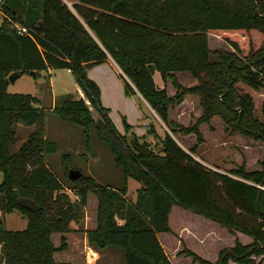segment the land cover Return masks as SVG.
Wrapping results in <instances>:
<instances>
[{
	"label": "trees",
	"instance_id": "16d2710c",
	"mask_svg": "<svg viewBox=\"0 0 264 264\" xmlns=\"http://www.w3.org/2000/svg\"><path fill=\"white\" fill-rule=\"evenodd\" d=\"M72 1L73 8L65 0H5L10 19L0 24V209L20 210L28 226L8 230L0 224V264H62L55 254L68 248L66 237L57 246L52 234L75 230L72 223L84 217L89 190L97 195L98 211L97 226L85 230L88 245L118 252L119 264H173L158 233L172 231L175 205L252 238L243 243L236 237L214 262L186 249L194 262L263 264L264 167L249 170L243 164L221 172L191 152L204 141L201 125L214 116L230 131L264 141V102L260 118L254 96L237 86L240 81L254 89L264 86V0ZM13 21L32 28L33 36L18 33ZM209 33L225 38L235 51L212 50ZM109 56L131 81L125 78L127 93L139 91L173 133L196 135L191 152L168 131L156 151L126 119L125 133L117 128L101 87L88 75ZM50 68L70 69L84 96H67L47 109L38 96L9 91L11 73L34 71L38 78ZM155 70L165 81L172 79L175 95L157 86ZM174 71H189L198 83L185 86ZM187 94L198 95L203 109L188 126L169 118L170 107ZM49 113L81 126L87 138L94 130L122 171L120 183H98L83 173L72 182L80 187V200H72L45 159L59 150L46 134ZM20 123L34 129L14 150ZM149 132L159 138L154 127ZM63 162L68 165L65 157ZM130 178L141 183L135 200L127 196ZM20 197L36 200L40 209L21 206Z\"/></svg>",
	"mask_w": 264,
	"mask_h": 264
},
{
	"label": "rangeland",
	"instance_id": "374dc122",
	"mask_svg": "<svg viewBox=\"0 0 264 264\" xmlns=\"http://www.w3.org/2000/svg\"><path fill=\"white\" fill-rule=\"evenodd\" d=\"M69 3L73 5L71 1ZM209 44L212 50L235 51L229 41L214 33H209ZM154 78L158 84L162 82V76L158 70L154 71ZM182 80L184 82L188 81L187 78ZM238 85L249 89L252 93H256L241 81L238 82ZM109 88L115 103L113 114L116 117L118 115L121 122H124V119L127 120L125 115L127 114L131 116L130 118H133L131 120H134L133 125L135 127L131 126L133 129L146 130L148 127L138 124V120L145 121V123H150L151 120L147 119V114L146 117L141 114L138 115L137 110H140L138 98L127 93L125 78H123V90L120 96L113 92L112 84ZM9 91L38 96V103L43 107L60 105L67 96L76 98L84 96L83 92L79 90L75 75L68 68H51L49 71H42V75L38 78L26 73L17 78L14 83L10 82ZM259 97L257 93L254 96L255 107L256 114L262 118V102ZM191 106L187 109L185 118L193 123L197 119L196 114L201 113V106L197 102L192 103ZM191 111L192 116L189 114ZM158 123L163 130L167 131L168 125L166 128L159 120ZM226 127L220 117L214 118L209 125H204L202 127L204 141L199 144L197 153L191 152L192 147L197 143L196 136H192L191 142L178 134L173 137L176 140L178 139L196 159L212 169L229 173L231 169L238 168L243 164L249 170L262 169L264 167V141L229 131ZM33 129L34 127L22 123L18 125L19 141L14 146V150H17L23 144ZM46 134L49 139L55 140L59 144V150L56 153L46 155V162L63 181L64 191L69 194L72 200H80L77 191L80 187L69 179L70 168L82 170L84 175L93 177L98 183L116 185L123 179L122 171L115 165L108 146L97 137L94 130L87 138L81 126L64 122L57 115L49 113L46 117ZM161 139V137L156 138L152 142L156 151L160 149ZM63 157L68 161L67 166L63 162ZM3 179L4 174L0 170V183ZM140 186L139 181L129 180V189L132 193ZM93 195L97 200L94 191L89 190L88 198L89 196L93 197ZM128 197L131 198L132 194L130 193ZM95 216L96 205L92 199L84 206V217L79 222L72 223L75 230L66 233L54 232L52 234V239L57 246L61 244L62 236L66 237V242L70 245V248L66 251H59L55 254L58 262L62 264H91L94 262L98 264H119L121 262L122 257L118 252L106 250L93 256L88 250L85 251V230L93 227ZM170 216L172 231L161 233L160 237L173 264H200L198 261H193V256L188 255L185 252L186 249H190L214 262L218 260L222 249L231 248L235 245L236 237L243 243L252 241V238L247 234H238L237 232L233 234L214 220L178 206ZM0 224L8 230H24L28 226V219L20 210L14 209L11 212L2 214ZM230 264L237 263L230 261Z\"/></svg>",
	"mask_w": 264,
	"mask_h": 264
},
{
	"label": "crops",
	"instance_id": "0c3cea01",
	"mask_svg": "<svg viewBox=\"0 0 264 264\" xmlns=\"http://www.w3.org/2000/svg\"><path fill=\"white\" fill-rule=\"evenodd\" d=\"M70 7H72L73 5H71L69 3V1L72 2L73 4V1L72 0H65ZM73 8V7H72ZM2 17H0V24L2 22ZM51 69V68H50ZM49 69V70H50ZM48 70V71H49ZM69 71H71L69 69ZM173 74L178 78V80L185 86H193V85H196L198 83L197 79L189 72V71H174ZM88 75L89 77H91L92 79H94L98 84L99 86L101 87V98H102V103L104 106L108 107L111 111H110V116L111 118L113 119L114 123L116 124L117 128L122 132V133H125V127H124V122L122 121L121 122V118L117 115V117L113 114V107H114V100L112 98V92L110 91V84H112V90L113 92H115L116 94H118L120 96L122 90H123V78H126L129 80V78L126 76V74L123 72V70L121 69V67L116 63V61L111 57L109 56V58L107 60H105L104 62H101V63H98V64H95L94 66H92L89 70H88ZM120 78V79H119ZM185 79L187 78L188 81L187 82H184L182 79ZM155 79V78H154ZM130 81V80H129ZM131 82V81H130ZM156 82V81H155ZM244 83V82H243ZM157 86L159 87H167V91L169 93V95H175L176 92H177V88L173 85V81L171 78H168L166 81L162 78V82L160 84H158L156 82ZM245 86L247 87H250L248 86L247 84L244 83ZM79 87V86H78ZM238 87H240V85H238ZM241 89L245 90V91H249L253 96H256V93L258 95L259 98H261V102L263 104L264 102V86L262 88H259V89H254L252 87L251 90L256 92V93H252L249 89L247 88H243V87H240ZM79 90L80 92L81 89L79 87ZM123 94V93H122ZM133 97H136L138 98V102H139V107H140V110H137V113L138 115L141 114L143 115L144 117H146V114H147V119L151 120V122H146L145 121H142L139 119L138 120V124H141V125H145L147 126L148 128L145 130V129H142L143 131L139 130V129H131L132 131H134L137 135L139 136H145L146 137V140L150 141V142H154L155 139H156V136L152 133H150V129L152 127L155 128V131L158 133L159 135V138H164L165 136V133L166 131L162 129V127L159 125L158 123V120L166 126L167 128V124L161 119V117L157 114V112L152 108V106L148 103V101L141 95V93L139 91H137V94H131ZM199 103L200 104V97L196 94H187L185 95L184 99L182 102L180 103H177L175 105H172L170 107V110H169V118L170 120H174L176 121L177 123L181 124V125H190L192 122L191 120H187L185 118L186 116V113H187V109L192 107V103ZM262 104H261V107H262ZM40 105V104H39ZM201 106V104H200ZM46 107L47 109H51L52 107H54L53 105H47V106H44ZM256 108V107H255ZM129 113V112H128ZM203 113V109H202V106H201V113L199 114H196L197 118L200 117ZM191 116H192V111L189 113ZM126 117H127V121L128 123L135 127L133 125L134 123V120H131L133 118H130L131 116L125 114ZM150 115V116H149ZM152 116V117H151ZM219 116H214L212 119H211V122L214 120V118H217ZM221 118V117H220ZM222 120V119H221ZM197 121V119H196ZM194 121V122H196ZM223 121V120H222ZM193 122V123H194ZM210 122V123H211ZM210 123H204L201 125V130H202V127L204 125H209ZM224 123V121H223ZM227 129V128H226ZM167 131L175 136L176 134L180 135L181 137L185 138V140L191 142L192 140V136H196L194 133H190V134H186L184 132H181V131H177L176 133H173L169 126L167 128ZM230 131V130H229ZM157 138V139H159ZM175 138V137H174ZM178 143L184 147L180 142L179 140L177 139ZM201 144V143H200ZM185 148V147H184ZM187 149V148H185ZM197 152H198V149H197ZM196 152V153H197ZM199 160V159H198ZM200 161V160H199ZM202 162V161H201ZM203 163V162H202ZM206 165V164H205ZM256 170V169H255ZM131 179V178H130ZM129 179V180H130ZM129 183V181H128ZM139 187H137L138 189ZM95 193V192H94ZM132 194V197L131 199L135 200L136 199V195H137V190L134 191V193H132L129 189L128 191V196L129 194ZM97 196V195H96ZM94 200L95 201V205H96V216H95V219H94V224H93V227H91L90 229H93L97 226V211H98V198L97 200L95 199L94 195L93 197L89 196L87 202L89 203L91 200ZM178 205H175L173 206V209L171 211V214L172 212L174 211V209L177 207ZM180 207V206H178ZM182 208V207H180ZM3 214V211L0 209V217L2 216ZM170 214V215H171ZM171 217V216H170ZM171 220V219H170ZM219 224V223H218ZM171 226V225H170ZM172 228V227H171ZM86 229V228H85ZM87 230V229H86ZM238 234H244L242 232H237ZM159 235V238L161 240V243L164 247V249L166 248L162 239H161V233H158ZM85 244H84V247L86 248L85 251H89V253H92V255H97V254H100L102 251L100 250H96L94 248H92L91 246L88 245V241H87V233L85 232ZM83 243V241H82ZM68 244V243H67ZM1 246V245H0ZM83 247V245H82ZM83 247V248H84ZM1 248V247H0ZM70 248V245L68 244V248ZM66 249V250H67ZM64 250V251H66ZM110 251H113L111 249H109ZM167 249H165L166 251ZM167 252V251H166ZM91 264H98L97 262H94V263H91Z\"/></svg>",
	"mask_w": 264,
	"mask_h": 264
},
{
	"label": "water",
	"instance_id": "95a60500",
	"mask_svg": "<svg viewBox=\"0 0 264 264\" xmlns=\"http://www.w3.org/2000/svg\"><path fill=\"white\" fill-rule=\"evenodd\" d=\"M40 23H42V20H40ZM30 74L34 76L35 72L31 71ZM20 76H21V74L19 72L11 73L9 75V80H10V82L14 83L16 81V79L19 78ZM82 174H83V172L78 168H70L69 169V179L72 181L79 179L82 176ZM19 203L21 206L28 208L32 211H36V210L40 209L39 203L32 198L20 197Z\"/></svg>",
	"mask_w": 264,
	"mask_h": 264
},
{
	"label": "built area",
	"instance_id": "2783aa9c",
	"mask_svg": "<svg viewBox=\"0 0 264 264\" xmlns=\"http://www.w3.org/2000/svg\"><path fill=\"white\" fill-rule=\"evenodd\" d=\"M4 6H5V0H0V17H2V18L7 17L10 19V16L7 15L4 11ZM13 24L16 27L18 33L28 34L30 36H33V29L30 28L29 26L22 24V23H19L17 21H13Z\"/></svg>",
	"mask_w": 264,
	"mask_h": 264
}]
</instances>
